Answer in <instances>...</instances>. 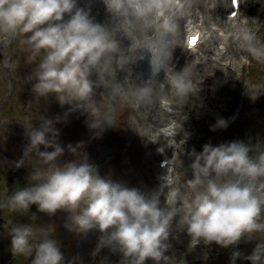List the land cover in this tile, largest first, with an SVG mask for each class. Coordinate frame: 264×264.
<instances>
[{"label":"clouds","instance_id":"obj_1","mask_svg":"<svg viewBox=\"0 0 264 264\" xmlns=\"http://www.w3.org/2000/svg\"><path fill=\"white\" fill-rule=\"evenodd\" d=\"M232 2L237 11L227 17L240 15L242 20L233 24L228 19L225 40L230 37L245 55L264 63L260 21L238 10L247 0H239L238 6ZM103 4L107 19L98 22L91 6H81L79 0H0V43L7 45L21 37L30 61L36 62L26 78L33 95L38 99L53 96L61 105L82 110L94 138L115 126L117 106L135 109L151 104L165 80L177 98H188L194 83L187 67L176 71L171 66L172 49L181 45L177 41L182 31L186 39L195 35L207 41L211 35L208 27L193 22V16L208 14L212 7L208 0H103ZM145 50L151 53L147 78L138 75L136 84L129 83L128 75L119 79L118 72H131L130 65L144 59L139 53ZM245 85L252 101L264 94V85ZM99 89H103L102 99L97 101ZM40 121L39 127L25 124L29 143L15 168L30 157L41 166L31 169L23 186L17 182L0 199V210L22 214L37 205L39 212L49 216L58 210L70 213L65 229L81 237L98 233L89 264H113L111 256L118 257L117 264L149 260L188 264V254L214 245L232 249L230 264L237 259L264 264V142L206 143L199 153L193 148L189 153L194 158L193 176L186 179L184 191L174 187L168 172L159 189L142 191L102 175L99 166L90 162L83 142L69 144L75 159L61 161L65 149L55 127L59 118L40 117ZM227 126L226 119L218 118L211 130ZM180 227L188 242L186 252L177 255L172 240ZM39 231L38 236L27 223L11 225L13 257H29L31 264H84L79 255H65L60 242L51 237L50 226ZM241 241L256 242L250 255L235 250Z\"/></svg>","mask_w":264,"mask_h":264},{"label":"rangeland","instance_id":"obj_2","mask_svg":"<svg viewBox=\"0 0 264 264\" xmlns=\"http://www.w3.org/2000/svg\"><path fill=\"white\" fill-rule=\"evenodd\" d=\"M214 1L216 3V0H208V3L214 6L218 12ZM253 5L254 12L251 13L244 9L243 14L249 16V18H257L260 21L261 28L258 34L264 40V10L261 11L264 7V0H260V2L253 0ZM213 14L214 11H211L207 15L212 18L211 15ZM103 15L107 18L106 11L103 12ZM239 19H242V17ZM20 38L17 36L12 41L15 47L13 53H16L19 49L17 41ZM128 43L127 41L126 46ZM20 46L25 49V46L21 44ZM224 51L226 55L221 58L220 63L217 59L210 58L212 57L211 54L208 55L210 57L205 56L204 61L206 64L208 61L211 62L209 67L213 73L210 75L207 72L208 77L202 74L203 70H200L199 67L195 68L189 63L182 66V68L187 67L188 69L190 78L194 83V91L183 101L179 98L173 100V114H168L154 123V120H149V112L147 119L144 118L147 110H154L155 106L153 104L140 105L134 110L130 107L117 106L114 117L115 126L108 127L103 131L101 140H97L87 126L86 120L88 117L82 110H73V106L69 104L61 105L57 101L38 99L28 91L25 92L23 90L24 85L28 83L26 78L30 75L34 66L26 61H22L21 64H18L15 60L11 61L9 65L4 63L6 49H2L0 54V136L5 135L8 129L10 131L14 129L15 133H18L20 137L29 142L25 124L32 123L33 127H39L40 117L54 121L59 118V122L55 123V127L59 130L58 142L62 147H67L69 144L75 146L77 143L83 142L85 145L84 151L92 160L91 154L93 152L97 154L102 146H107L111 141H114L118 143L115 145H119L121 150L110 161H104L100 164L102 172L111 175L113 179L126 183L129 187H137L142 191H152L158 189L156 187V160L162 157V154L156 152L152 147V145L158 144L153 141L156 137L153 136L152 131L159 129L158 127L155 128V124L173 121L176 136H171L173 139L171 144L175 145V148L172 146L166 151L172 149L174 155L173 162L175 164H171L173 168V185L177 190L184 191L186 179H191L193 176L190 165L194 158L189 155L193 148L199 153L203 151V145L206 143L218 146L221 143L233 140H244L251 144L258 141L264 142V94L252 101L247 95L245 85V83L264 85V63H258L254 59L249 60L248 56L243 52L241 53L237 46L225 47ZM139 55L145 56V62H147L148 54L146 51H142ZM21 56L22 52L18 51V58ZM138 60L141 59H137L132 64L134 67L130 65L131 72H118V78L123 80L128 75L130 84L138 83L136 77L147 72L134 71L135 65L138 66L139 64ZM3 66L20 67L22 73L17 78L13 77V82L10 83L7 73L3 72ZM159 88L165 89L164 91L168 90V88H163L160 85ZM101 91L103 89L97 90V101L102 99L99 94ZM167 96L172 99L169 95ZM108 101L109 97L105 95L104 103L107 104ZM159 111V108L156 109L154 118H158L163 114H160ZM139 113L145 120L137 115ZM63 115L68 117L67 120L63 119ZM167 117L170 120H166ZM218 118L226 119L228 126L212 131L211 126L216 123ZM61 127L63 128L61 129ZM126 135H131V139L125 141ZM157 138H159V135H157ZM159 140L161 143L160 138ZM41 150H44L43 146H41ZM52 150L54 149H48V151ZM8 155V150L0 142V199H3L6 194H10L15 187L13 185L17 182L23 186L31 169L41 166L34 158L30 157L24 161V166L15 168L13 162L8 160ZM73 159H75V156L70 151L68 155L61 157V161H71ZM161 199L163 200L164 197L162 196ZM0 212L8 216L7 221H0V255L10 252V236L8 233L10 226L13 225L11 222L19 221V224H31L37 231L38 236L42 235L39 231L42 227L48 228L50 226L52 229L51 237L60 242L61 250L66 256L79 255L82 257L84 264H89V253L95 247L98 233L93 231L81 237L65 229L64 224L70 213L58 210L54 216H49L46 213L39 212L37 205H32L28 213L18 214L7 210H0ZM31 214H35L36 219H33ZM187 239L184 229L182 227L177 228L176 238L172 240L177 255L186 252ZM255 243V241L247 243L241 241L237 248L245 255H250ZM204 251L206 252V248L199 247L190 256L188 254L186 257V259L188 258V264H207V261L200 260ZM224 255L225 253L221 256L223 259ZM227 256H230V254H227ZM110 259L113 264H117V256H111ZM14 260V264H31V259L25 256L14 257ZM238 260L242 264H251L250 261ZM0 263L3 264V261L0 260ZM146 264H153V262L149 260Z\"/></svg>","mask_w":264,"mask_h":264},{"label":"bare ground","instance_id":"obj_3","mask_svg":"<svg viewBox=\"0 0 264 264\" xmlns=\"http://www.w3.org/2000/svg\"><path fill=\"white\" fill-rule=\"evenodd\" d=\"M97 4H99L100 6L99 7H102V8H105V6H104V4H103V0H99L98 1V3ZM247 5L249 4V1H247V3H246ZM215 6H216V8L218 9V12L220 13H222V11L224 10V8L226 7V1L225 0H219L218 1V3H216L215 4ZM229 10H231V9H229ZM258 12V11H257ZM212 14V13H211ZM212 16V15H211ZM228 16V15H227ZM227 16H221V17H219V19H218V17L216 16V15H214L213 16V18L214 19H216V21L217 20H221L222 21V25L223 26H225L226 27V24H227V21H228V19H231V18H228ZM195 17V16H194ZM102 22H103V20H102ZM204 22H207V20H205V16H203V23ZM231 22H232V19H231ZM227 28V27H226ZM228 29V28H227ZM183 32V31H182ZM186 44V43H185ZM178 46V45H177ZM176 46V47H177ZM180 48V47H179ZM178 48V49H179ZM195 49H196V47L195 48H185V47H183L182 48V50H183V52L185 53V55H187L188 57H192V52H194L195 51ZM146 51V50H145ZM207 53L208 54H210V52H212L213 51V48H207ZM233 51V50H232ZM235 52V51H234ZM237 52H238V50H237ZM139 61V60H138ZM213 62V61H212ZM220 63V62H219ZM214 64V63H213ZM133 66V65H132ZM135 66H137V65H135ZM179 66L181 67L182 66V63L181 62H179ZM134 67V66H133ZM146 68L148 69V71H149V73H150V70H151V68L149 67V66H146ZM195 69V68H194ZM207 69H208V67H207ZM203 70V72H205L206 71V69H202ZM148 73V74H149ZM145 75H146V73H144V77H145ZM164 76H165V73L162 71L161 73H160V77H161V79L163 80L164 79ZM145 78H147V75H146V77ZM168 79H169V76H168ZM164 82V84L162 85V83L160 84V86L161 87H163V88H170V85H169V83H168V80H165V81H163ZM204 82V81H203ZM208 83V82H207ZM209 84V83H208ZM206 86V85H205ZM165 97V100H164V103H162V105H163V107L164 108H166L168 111H165V112H163V115H160V116H158V118H154V123H156L157 121H159L161 118H163L164 116H166V115H170V114H173L174 112H173V106H174V101L172 102V100L170 101V98L167 96V95H165L164 96ZM150 111H152V109L150 110ZM160 112V114H161V111H159ZM153 119V118H152ZM165 124H169V126H167V125H165V127H163L162 129H161V127H159V138L161 139V143L164 145V148H166V149H169L170 147H172L173 145L169 142V139H170V137H171V135L173 134L174 136H175V134L173 133V130H172V127H171V125H170V122L169 123H165ZM164 126V125H163ZM159 138H158V141L160 142V140H159ZM170 162H172V160L170 159ZM169 162V163H170Z\"/></svg>","mask_w":264,"mask_h":264},{"label":"snow or ice","instance_id":"obj_4","mask_svg":"<svg viewBox=\"0 0 264 264\" xmlns=\"http://www.w3.org/2000/svg\"><path fill=\"white\" fill-rule=\"evenodd\" d=\"M234 3H236L237 6H238V0H234ZM197 40H198V38H193V39L190 41V46H195L196 43H197Z\"/></svg>","mask_w":264,"mask_h":264},{"label":"trees","instance_id":"obj_5","mask_svg":"<svg viewBox=\"0 0 264 264\" xmlns=\"http://www.w3.org/2000/svg\"><path fill=\"white\" fill-rule=\"evenodd\" d=\"M239 263H240V261H239Z\"/></svg>","mask_w":264,"mask_h":264}]
</instances>
